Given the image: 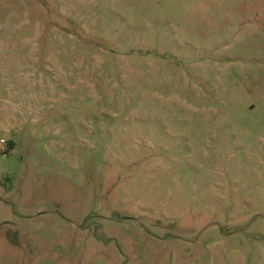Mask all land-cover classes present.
Returning a JSON list of instances; mask_svg holds the SVG:
<instances>
[{
    "label": "rangeland",
    "instance_id": "374dc122",
    "mask_svg": "<svg viewBox=\"0 0 264 264\" xmlns=\"http://www.w3.org/2000/svg\"><path fill=\"white\" fill-rule=\"evenodd\" d=\"M0 264H264V0H0Z\"/></svg>",
    "mask_w": 264,
    "mask_h": 264
}]
</instances>
